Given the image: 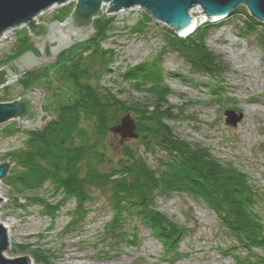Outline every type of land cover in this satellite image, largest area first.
I'll return each mask as SVG.
<instances>
[{
    "label": "rangeland",
    "instance_id": "obj_1",
    "mask_svg": "<svg viewBox=\"0 0 264 264\" xmlns=\"http://www.w3.org/2000/svg\"><path fill=\"white\" fill-rule=\"evenodd\" d=\"M76 4L77 0L54 4L35 16L37 23L57 20L62 24ZM109 7L102 3V13L91 20L95 32L60 50L54 62L39 65L7 85L0 83V102L16 101L31 90L45 91L41 111L55 117L61 107L78 101L76 82L88 83L99 112L96 118L81 111L70 135L75 147L94 145L97 154L82 159L76 173L81 178L92 167L97 185L84 187L89 197L83 205L87 212L68 227L76 203L73 196L62 199L64 188L55 192L52 184L43 180L36 190L14 193L6 183L10 169L24 164L25 144L37 131L27 125L18 128L16 118L0 124V164L10 163L0 179V222L8 227L4 256H28L31 264L33 254L45 257L50 264H264L260 246L240 245L215 210L183 191L158 193L152 202L155 212L169 224L167 237H159L135 214L122 216L125 227H136L126 240L118 233H103L114 206L112 180L123 183L119 174L135 159L158 172L164 170L162 164L170 155L154 131L165 128L177 148L192 150L194 154L186 156L194 162L196 157L203 159L209 172L224 176H232L234 170L240 173L251 193L247 196L249 208L264 234V23L252 18L243 5L220 20L207 18L199 6L191 8L189 14L194 11L197 26L210 25L206 44L220 59L212 73H204L191 68L167 43L169 36L185 38L197 26L190 34L179 35L140 6L106 13ZM28 32L27 25L8 30L7 40L0 42V69L28 50L41 56ZM62 33L70 34L64 29ZM53 45L56 41L49 43ZM229 49L236 52L240 68ZM44 56H50L46 39ZM228 110L241 115L235 125L225 121ZM126 114L135 125V137L112 131ZM45 117L43 114L40 119ZM155 119L162 120V128ZM52 142L44 145L46 151L49 148L47 154L43 150L34 155L36 164L48 167L47 159L55 156L50 151ZM63 148L56 149L61 157ZM62 159L61 165L66 163L65 156ZM186 175L198 177L195 171ZM36 197L45 200L49 209L58 205L59 210L47 213ZM177 228L181 233H171Z\"/></svg>",
    "mask_w": 264,
    "mask_h": 264
},
{
    "label": "trees",
    "instance_id": "obj_2",
    "mask_svg": "<svg viewBox=\"0 0 264 264\" xmlns=\"http://www.w3.org/2000/svg\"><path fill=\"white\" fill-rule=\"evenodd\" d=\"M73 15H75V11ZM74 20L75 24L79 26H88L90 23L89 19L78 21L75 16ZM208 29H210V25L203 23L197 26L185 38L178 39L169 36L167 40L168 45L174 47L191 68L204 73H212L214 67L220 63V59L209 50L206 44ZM30 30L35 35H43L46 27L34 25ZM262 46L264 48V43ZM3 81L4 78L1 76L0 82ZM76 84L79 88L78 101L72 105L61 107L58 110L56 120L50 121L41 135L37 133L30 135L31 139L27 141L23 150L24 164L19 169H10L8 175L5 177L6 183L14 193L36 190L43 180L49 181L52 184L51 186L54 187L55 192L59 188H64V197L62 199L73 196L76 203L71 214L72 221L69 222L67 227L76 223L75 221L82 218L87 212L83 205L85 200H89V197L85 194L84 187L97 185V173L92 167H89L81 178L76 173L78 171L76 166L82 159L86 160V158L90 157L89 155L93 153L97 154L93 150L95 148L94 145L75 147L69 141L70 135L75 132L76 121L79 120L81 111L84 113L89 112L87 114L93 115L96 118L99 115L96 104L97 98L93 88L88 83L80 81H77ZM23 102L27 106V109L31 111V117H33L35 112L31 107L30 101L23 100ZM99 107L100 110L102 106ZM155 121L162 128V120L155 119ZM155 131L154 137L159 140V143L167 149L170 155L168 161L162 164L165 167L164 170L158 172V169L153 170L149 168L144 161L135 159L130 162L125 172L119 174L123 176V183L116 181V179L112 180L114 206L111 219L106 223L103 233H118L121 236H125L123 240H126V238L130 237L128 234L134 231L136 227L133 224L125 227V222H122V216L135 214L141 224L147 228H152L157 235H160L159 237L164 238L166 233H168L166 229H168L169 224H166V221L162 219L159 213L155 212L152 202L158 193L168 194L172 190H177L202 199L215 210L218 217L223 219L221 223L235 235L240 245L243 247L258 245L264 252L262 226L256 221L253 211L249 208L247 196L249 195L250 197L251 193H248L246 183L240 173L234 170L232 176L229 174L228 176H224L223 173L219 175V172L218 174L215 171L214 173L209 172L205 164L203 165V159L196 157L197 160L194 162L190 159V156H186L192 150L177 148L176 145L178 143L169 135L170 132L167 129L163 128V130H159L158 132ZM51 141L53 142L51 144L52 150L50 149V151L51 153L54 152L55 156L47 159L48 167L44 168L43 165L36 164L38 160L35 159L34 155L43 153V150L47 154L49 148L46 147L48 148L46 151L44 145H49ZM52 145H58V147L53 149ZM59 147H64V152L62 150L60 152L62 154L65 153L62 157L65 156L66 158V163L62 165L63 159L59 153H56V149ZM191 153L194 154V152ZM194 171L198 175L197 179L195 177L188 178L187 172ZM199 182L202 183L198 184ZM34 199L40 201V206L47 213L50 210L49 214L59 210L58 205L51 210L45 200L37 197ZM172 231L174 232L171 233H181L178 228ZM262 257H264V254ZM33 261L34 264H50L45 257H40L38 254L36 256L33 254Z\"/></svg>",
    "mask_w": 264,
    "mask_h": 264
},
{
    "label": "water",
    "instance_id": "obj_3",
    "mask_svg": "<svg viewBox=\"0 0 264 264\" xmlns=\"http://www.w3.org/2000/svg\"><path fill=\"white\" fill-rule=\"evenodd\" d=\"M69 0H0V42L7 40L3 37V33L19 27L27 25L29 28V38L33 46L41 54L40 57L34 56L29 50L23 52L20 56L11 60L0 69V77L4 78L5 85L12 80L18 79L22 74L36 69L39 65L48 62H54L56 54L65 48H68L76 42H81L86 36L95 32L92 28L91 20L94 16H99L102 11L100 6L102 3H108L109 8L105 11H119L140 6L142 9L151 14V16L163 23L171 26L179 35L188 31L193 25L194 19H191L189 10L195 6H199L207 18L222 19L229 16L236 7L245 6L249 15L264 23V0H77V4L70 15L60 24L57 20L49 23H34L33 18L41 11H45L54 4L66 3ZM75 11V15L74 14ZM74 16L78 21L88 20V26H79L75 24ZM45 26L46 31L43 35H35L30 28L33 26ZM194 28V26H193ZM192 28V29H193ZM62 29L68 36L62 33ZM190 29L189 32L192 30ZM53 31L59 35L55 37ZM70 35L74 39H70ZM44 39L48 41V49L50 56H44ZM56 41V45L49 46V43ZM9 73V74H8ZM45 91L26 92L21 95L20 99L11 102H0V124L16 118L17 127L27 125L30 129H36L40 134L39 128L43 127L49 119L56 120L54 116H48L47 111L42 112L40 108L41 98ZM23 100L30 101L31 107L35 115L31 117V111ZM45 114V118L41 120V116ZM225 121L235 125L241 115H236L232 110L225 111ZM135 125L128 114L120 119V123L112 128V131L120 133L123 137H135ZM10 163L5 161L0 164V179L5 177L9 170ZM2 198H0V201ZM8 247V235L6 227L0 222V264H31L28 256L15 258H7L4 252Z\"/></svg>",
    "mask_w": 264,
    "mask_h": 264
},
{
    "label": "bare ground",
    "instance_id": "obj_4",
    "mask_svg": "<svg viewBox=\"0 0 264 264\" xmlns=\"http://www.w3.org/2000/svg\"><path fill=\"white\" fill-rule=\"evenodd\" d=\"M190 17H191V19H194V22H193V25L191 26V28L190 29H192L193 28V26H197L198 25V23H199V20H198V18H197V16L194 14V11L193 10H191L190 11ZM217 18H214L213 20H216ZM223 19V18H222ZM220 20V19H219ZM189 29V30H190ZM189 30L188 31H186V32H184L183 34L185 35V33L186 34H190V33H188L189 32ZM7 33V31L6 32H4L3 33V37H5V34ZM229 52L231 53V57L234 59V62H235V64H236V67H238V68H240L241 67V63L240 62H238L235 58H236V52H234L232 49H229ZM5 227L6 228H8L6 225H5Z\"/></svg>",
    "mask_w": 264,
    "mask_h": 264
},
{
    "label": "built area",
    "instance_id": "obj_5",
    "mask_svg": "<svg viewBox=\"0 0 264 264\" xmlns=\"http://www.w3.org/2000/svg\"><path fill=\"white\" fill-rule=\"evenodd\" d=\"M33 20H34V23H35V22H36V23L38 22V18H37V17H34ZM7 32H8V31H7ZM5 37H6V36H5Z\"/></svg>",
    "mask_w": 264,
    "mask_h": 264
},
{
    "label": "flooded vegetation",
    "instance_id": "obj_6",
    "mask_svg": "<svg viewBox=\"0 0 264 264\" xmlns=\"http://www.w3.org/2000/svg\"><path fill=\"white\" fill-rule=\"evenodd\" d=\"M8 74H9V73H8ZM22 75H23V74H22ZM22 75H21V76H22ZM19 78H20V77H19ZM19 78H18V79H19ZM18 79H17V80H18Z\"/></svg>",
    "mask_w": 264,
    "mask_h": 264
}]
</instances>
